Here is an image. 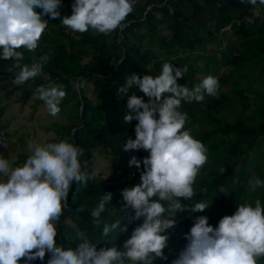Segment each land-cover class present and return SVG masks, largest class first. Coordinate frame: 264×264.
Returning a JSON list of instances; mask_svg holds the SVG:
<instances>
[{
    "label": "clouds",
    "instance_id": "clouds-1",
    "mask_svg": "<svg viewBox=\"0 0 264 264\" xmlns=\"http://www.w3.org/2000/svg\"><path fill=\"white\" fill-rule=\"evenodd\" d=\"M241 3L264 6V0H241ZM134 5L135 0H74L71 16H61L62 0H0V59L14 61L7 68L14 75L11 84L21 86L45 75L44 66L49 63L50 55H33L31 63H22L25 52L35 53L48 27L44 16L59 18L72 32L91 30L93 35H110L122 27ZM37 8L42 12H37ZM111 62L118 66L122 61ZM186 72L187 66L182 69L165 60L158 75L134 73L117 91L118 97H126L129 112L125 121L138 122L135 139L129 137L124 150L148 153L142 161L141 183L121 191L123 209L133 214V221H143L124 242V250H118L117 246L97 248L83 232H77L81 242L75 247L57 244L56 224L69 206L72 186L87 187L88 181L99 172L85 170L86 161L82 164L80 159L84 149L67 139L59 142L46 139L43 143L31 140L30 155L20 166H13L16 157L10 162L0 155V264H20L22 258L23 264H32L37 259L43 261L46 253L50 254L47 264H125L126 261L154 264L158 258L168 260L164 250L168 246L169 230L177 223V214L189 210L203 212L208 208L203 202L189 208L181 200L194 197L196 177L208 160L207 147L185 128L188 114L181 108L185 103L199 104L206 96L218 98L220 87L212 75L191 88L181 85L178 80ZM86 82L81 78L74 87H83ZM133 87L144 96L135 92L129 95ZM35 95L44 102L47 113L56 117L67 93L64 85L52 82L37 87ZM140 164L136 157L129 161L130 166L139 168ZM219 171L223 173L225 169ZM249 185L255 191L264 188V180L254 176ZM112 198L111 192L104 193L90 212L96 228L103 224L104 238L128 231L127 227H121L119 219L113 223L101 219ZM77 211L83 212L84 207ZM185 239L186 246L171 264H257L264 258V206L259 199L254 206L240 203L233 215H225L215 227L209 224L207 216L194 217Z\"/></svg>",
    "mask_w": 264,
    "mask_h": 264
},
{
    "label": "trees",
    "instance_id": "trees-1",
    "mask_svg": "<svg viewBox=\"0 0 264 264\" xmlns=\"http://www.w3.org/2000/svg\"><path fill=\"white\" fill-rule=\"evenodd\" d=\"M204 1L209 9L191 3L195 7L191 16L194 25L191 26L188 25L190 19L178 9V7L183 9L187 5L180 6L176 0H168L167 4L160 8L155 5L154 0H135L134 9L127 16L122 27L110 34L112 41L109 40V35H93L91 30L85 33L72 32L62 25L59 18L43 17L47 20L45 22L48 27L40 41L47 40L50 44L58 45V48L50 52L46 51V47L35 50L36 57L48 54L51 58L44 66L45 75L29 82L35 83L36 86L43 85L45 76L49 75L50 83L68 84L65 86L66 98L71 96V99L65 102L63 107H68L70 102L75 101L73 103L81 124L58 125L57 133L61 136V140L67 139L84 149V155L80 159L82 164L86 161L85 170L88 173L96 170L94 157L99 148L111 150L105 158L112 163V172L107 178L110 181L101 182L96 178L97 175L88 181L87 187L72 186L68 197L69 206L64 209L63 215L56 224L58 245H64L66 248L75 247L81 242L77 232H83L97 248L117 246L118 250L123 251L124 242L130 238L133 229L143 222L133 221V214L123 209L121 191L125 187L141 183L142 161L148 153L144 150H124L128 138L135 139L134 128L138 122L125 121L124 117L129 112L126 107V97H118L117 91L126 84L127 78L132 74L141 76L150 74L147 72L149 66L160 72L162 62L165 60H170L182 69L187 66L188 71L190 68L193 69L191 74L193 80L195 77L197 79L198 72L204 74L202 79L212 75L218 79L220 87L218 98L210 97L206 104V110L210 113L204 110L202 115L195 116L193 120L200 124L206 122L209 124L208 130L199 129L198 138L195 139L207 147L212 154L211 159L207 160L196 177L193 185L194 197L184 201L181 198L182 203L189 208L197 202L207 204L208 208L203 212L192 213L189 210L177 214V223L169 230L168 246L164 250L168 260L158 258L154 264H171L172 260L178 257L179 252L186 246L182 244H187L185 235L193 226L194 217L207 216L209 224L215 227L222 217L233 215L240 203H251L254 206L255 200L259 199L264 206V188L253 191L249 185L250 178L254 176L264 180V167L260 168L259 163L253 159L254 153L264 144V108H256L258 118L261 120L257 125H248L242 121L226 123L215 116L220 108L230 102L233 93L248 102L250 100L246 97L245 91L251 92L255 94V104H258V101L264 104V93L256 91L254 87L257 85L253 82L256 81L253 73L258 71V74H264V18H256L254 24L247 23L245 18L253 17L252 11L256 6L243 4L241 0ZM73 2L74 0H62V7L59 9L61 16H71ZM141 4H144L142 8H140ZM151 5L153 6L150 8ZM170 5L173 9L172 14H170ZM36 11L42 12V9L37 8ZM158 13L171 20L168 30L171 32L170 38L160 37L159 29L155 25ZM207 21L212 24H208ZM161 24L165 22L162 21ZM228 26H231V37L227 32H220ZM201 31H204L205 36L199 35ZM220 33L227 38H219ZM75 38H78L77 42ZM224 40H228L226 48L222 46ZM66 41L69 43L68 47ZM212 42L216 43L218 51L209 52L207 45ZM77 44L83 49L76 48ZM24 55L25 60L22 63H31L32 54L25 52ZM89 57L93 59L92 63L82 62ZM198 59L201 60V64L197 68L193 63ZM113 60L122 62L118 66H113L111 62ZM253 64H257L255 70L251 68ZM221 67H224L222 74L219 73ZM237 73L239 76L236 75ZM246 77L253 79L244 83L245 90H240V83ZM81 78L86 79V84H93L103 90L98 96L102 102L100 105L83 96L84 88L79 92L72 85L73 80L79 82ZM132 92L144 96L136 87L129 90V95ZM144 99L147 101V97ZM108 126H113L111 131L115 137L118 129L125 134V139H109L105 135ZM130 153L141 161L140 167L135 166L133 171H130ZM220 168H224L225 172L221 173ZM201 189L207 191L203 192ZM107 192H111L113 198L106 205L101 219L106 223H113L119 219L121 227H127L128 231H119L116 236L110 234L108 238H104L103 224L100 228H96L90 212ZM81 206L84 207V211L78 212L77 209ZM49 258L50 254L46 253L43 261L37 259L32 264H47ZM20 264H23V258ZM125 264L129 262L126 261ZM257 264H264V258L259 259Z\"/></svg>",
    "mask_w": 264,
    "mask_h": 264
},
{
    "label": "rangeland",
    "instance_id": "rangeland-1",
    "mask_svg": "<svg viewBox=\"0 0 264 264\" xmlns=\"http://www.w3.org/2000/svg\"><path fill=\"white\" fill-rule=\"evenodd\" d=\"M168 0H154L155 5H157L160 8H163L167 4ZM193 2L187 1V0H176V3L180 6H186L185 8H179V10H182L185 13V17L189 18L190 21L188 22V25L193 26L194 20H192L191 16L193 11H195V7L191 5V3L198 4L200 7L209 9L208 5L204 0H192ZM144 3V1H143ZM144 4H141L140 8H142ZM153 5L150 6V8ZM170 5V14L173 13V9ZM139 7V6H138ZM253 17L256 18H264V9L263 6H256L254 11H252ZM255 19L247 16L245 18L247 23L254 24ZM183 20V19H182ZM164 21L165 24H161V22ZM207 23L212 24L210 21H207ZM170 24L171 20H167L161 13H158V18L155 21V25L159 29L160 37L164 36L167 38L171 37L170 30ZM211 25H209V28ZM220 32H227V34L231 35V26L225 27ZM191 33L193 31L191 30ZM199 35L205 36L204 31L199 32ZM222 35L220 33L218 37L220 38H227L226 36ZM231 37V36H230ZM109 40L112 41V36L109 35ZM75 41H78V38H75ZM120 41V39H119ZM118 41V42H119ZM67 47L69 46V43L66 41ZM228 45V40L223 41V48H226ZM46 47V51L50 52L53 50H56L58 48V45H55L54 43H49L47 40L39 41L38 48ZM208 50L216 51V43L212 42L211 44L207 45ZM76 48L83 49L81 45L77 44ZM85 48V47H84ZM87 48V47H86ZM89 48V47H88ZM218 51V50H217ZM30 54L35 55L36 53ZM202 54V52H200ZM211 54V53H208ZM196 56V55H195ZM93 59L91 57L84 59L83 63H92ZM199 60V59H198ZM197 62H194L193 65L198 68V66L201 64V60ZM196 61V59H195ZM13 60H3L0 59V125L4 129V133L9 135L10 142L6 143L7 147L1 146L0 149L3 148L2 153L0 152V155L4 156L5 158L9 159V161H12V157H16V161L13 163V166H20L22 165L27 157L30 155V151L28 149V143L31 140H35L37 142H45L47 139L49 142H59L61 140V136L57 133L58 125L61 124H67L69 126H79L81 123L77 118L78 112L76 111V106L72 101L70 102V106L63 107V104L69 99H71V96L68 98H64L62 101L60 107L61 112L58 116L52 117L47 113V110L44 106V102L38 98L37 95H35V90L37 87L41 85H35V83L29 82L26 83L22 88H18V86H13L11 84V79L14 78V75L12 73H9L7 71V68L13 64ZM257 65V64H256ZM256 65H251V68L253 70L256 69ZM147 72H149L151 75L156 76L160 72L156 71V69L152 66H149L147 68ZM193 72V69L190 68V70L184 74L182 78L178 81L179 84L192 87L196 84L200 83L202 80V76H204L203 73L198 72L197 79L195 77V80H193V75H191ZM224 72V67L219 68V73L222 74ZM242 73L243 72H239ZM237 73L236 75H238ZM259 72L253 73V78L256 79L255 84L257 86L254 87L256 91H260L264 93V74H258ZM149 74V75H150ZM92 76V75H91ZM239 76V75H238ZM253 78H245L241 81L240 90H245V82L249 79L252 81ZM50 76H45L44 79V86H47L50 83ZM200 80V81H198ZM258 82H262L259 84ZM78 83V80H73L72 85H75ZM62 85L67 86L65 83H62ZM81 88H84L83 96H87L88 98L92 99L96 105H100L102 102L98 99L99 94L103 93V90H101L99 87L93 85V84H86L85 87H79L75 88L77 91L80 92ZM66 89V88H65ZM239 89V87H238ZM234 90V89H233ZM236 90V89H235ZM29 92V94H28ZM245 95L250 101H246L242 99L241 97H237L235 93L232 94L230 102L225 104L222 108L219 109V112L215 113V116H217L220 119H223L226 123H233L237 121H242L248 125H257L261 120H259V114L256 111V108H264V104H261L258 101V104L254 103L255 94L251 92H246ZM210 96H206L204 101L201 103H185L182 105L181 111L186 112L188 114V119L185 124V128L190 131L191 135L194 138H198L199 135V129H206L208 130L209 125L207 122L205 124H200L196 121H193L195 119V116H200L204 113V110H206V104L209 101ZM206 113H210L206 110ZM113 128L108 126L107 130L105 131V135L109 139L116 140L117 138H124L125 134L119 132L117 129L115 132L116 137L112 133L111 129ZM129 135V134H128ZM125 139V138H124ZM5 144V143H4ZM110 149L107 148H99L96 151V155L94 157V164L96 170H98L99 175L96 178H99V181L101 182H108L107 178L109 177L110 173L112 172V163L110 161H107L105 158L108 155V152H110ZM208 160L211 159L212 154L208 151L207 152ZM112 157V156H110ZM109 157V158H110ZM132 158V154H129V158ZM253 159L259 163L260 168L264 167V144L261 146L258 152H255L253 155ZM131 160V159H130ZM135 168V165L131 166L130 171H133ZM263 178V177H262ZM258 191V189H256ZM234 201V200H233ZM182 244V243H180ZM186 245V244H182Z\"/></svg>",
    "mask_w": 264,
    "mask_h": 264
},
{
    "label": "built area",
    "instance_id": "built-area-1",
    "mask_svg": "<svg viewBox=\"0 0 264 264\" xmlns=\"http://www.w3.org/2000/svg\"><path fill=\"white\" fill-rule=\"evenodd\" d=\"M251 18H253V19H255L254 17H251ZM8 142H10V138H9V136L8 135H6L5 133H4V131L1 129V127H0V147L5 143H8Z\"/></svg>",
    "mask_w": 264,
    "mask_h": 264
},
{
    "label": "crops",
    "instance_id": "crops-1",
    "mask_svg": "<svg viewBox=\"0 0 264 264\" xmlns=\"http://www.w3.org/2000/svg\"><path fill=\"white\" fill-rule=\"evenodd\" d=\"M7 145V144H6ZM2 151H3V148L2 149H0V152L2 153Z\"/></svg>",
    "mask_w": 264,
    "mask_h": 264
}]
</instances>
